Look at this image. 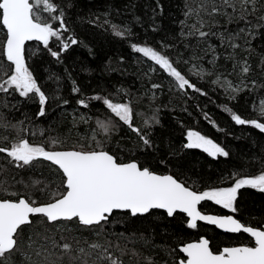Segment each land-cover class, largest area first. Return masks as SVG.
<instances>
[{
	"label": "snow or ice",
	"instance_id": "1",
	"mask_svg": "<svg viewBox=\"0 0 264 264\" xmlns=\"http://www.w3.org/2000/svg\"><path fill=\"white\" fill-rule=\"evenodd\" d=\"M74 7V0H0V108L9 107L7 97L15 99L18 95L24 100H38L36 117L40 118L46 116L50 99L58 107L69 103L43 90L28 63L26 44L39 42L41 51L61 62L71 46L82 44L70 27L69 10ZM157 8L162 14L159 0L152 9L153 32L159 30L155 25ZM182 15L180 43L189 50L205 45L200 49L204 56L193 52L184 59V54L177 52L174 60L168 55L174 43L160 40L157 48L147 40L134 42L139 37L133 28L112 23L110 13H104L103 24L100 17L90 22L97 27L109 26L115 38L127 41L132 52L151 62L150 71L166 73L171 88L182 95L188 96L189 89L201 96L208 93L180 70L181 63L192 65L188 72L197 80L221 87L228 101H238L242 93L264 90V81L249 80L253 42L260 39L264 43V0H184ZM135 19L140 22L139 17ZM233 24L235 29H230ZM213 37L219 40V46L208 42ZM170 39L175 41L177 37ZM50 42L56 43L55 50ZM218 48L224 50V60L232 65L226 74L218 71ZM209 55L211 68L193 63ZM258 68L264 74V55ZM232 76L238 82L229 79ZM151 87L162 85L153 83ZM71 91L81 94L75 81ZM120 91L117 98L109 93L77 99L83 109L97 101L107 111L95 120L86 114L73 117V128L87 126L83 134L75 136L69 129L68 135L37 140L36 132L30 131L24 121L12 123L0 112V130L4 133L0 135V154L5 161L0 171H38L43 177L29 175L27 180H16L13 176L11 182L0 181V264H126V258L128 264H264V218L256 224L237 218L241 189L264 193V156L255 160L260 165L255 172L237 170L221 176L220 185L201 186L187 175L179 160H174L180 156L177 150L160 153L151 131L160 123L155 114L142 126H134L131 102H120ZM224 111L235 125H250L264 133V98L258 106L253 102V118L242 117L227 104ZM124 126L135 134V139L127 137L130 147L122 143L123 137L115 140ZM40 136H44L43 130ZM185 139L182 149H200L214 159L229 156L199 131L189 129ZM209 201L227 214H205L201 206ZM133 220L175 221L179 231L169 233L175 242L157 244L151 234L137 235L134 231L126 235L114 230L115 225ZM199 222L214 225L224 234H246L247 242L217 244L214 248L212 239L205 236L181 239L185 230H199ZM137 244L141 248L135 247ZM157 250L165 252L166 258L158 260Z\"/></svg>",
	"mask_w": 264,
	"mask_h": 264
},
{
	"label": "trees",
	"instance_id": "2",
	"mask_svg": "<svg viewBox=\"0 0 264 264\" xmlns=\"http://www.w3.org/2000/svg\"><path fill=\"white\" fill-rule=\"evenodd\" d=\"M159 2L163 12L160 14V9H156L155 25L159 30L153 32L152 9L156 8L157 0H74L75 7L69 10L70 27L74 29L76 38L82 41V44L71 46L62 55L61 62H57L46 50L41 51L42 44L35 42L26 44L28 63L33 66L34 75L44 86L43 90L50 97L60 96L69 103L67 105L61 103L58 107L57 103L50 99L46 105V116L37 118L38 100L33 102L24 100L18 95L15 99L9 96L7 97L9 107L0 108V112H3L12 123L24 121L30 131L36 132L37 140L47 139L49 136L68 135L69 129H73L71 134L75 136L77 133L83 134L87 126L80 124L77 128H73V117L79 118L82 114H86L95 120L102 112L107 111L102 102L97 101H91L90 108L83 109L77 105V99L97 94L106 96L109 93L113 94V98H117V90H121L118 94L120 102L130 101L134 110V126H142L145 119L155 114L160 123L154 125L151 131L152 138L159 145L160 153L166 154L172 149L177 150L180 156L174 160H179V165L187 175L197 180L201 186L220 185L221 176H229L237 170L255 172L260 167L255 160L264 156V133H260L250 125H235L229 113L224 111V106L227 104L242 117L253 118L255 116L253 102L259 105L261 98H264V90L242 93L238 101H228L221 87L212 86L206 80H197L196 76L188 72L192 65L181 63L178 65L180 70L208 93L207 96H201L189 89L188 96L182 95L171 88L170 78L166 73L161 70L150 71L151 62L145 61L140 54L132 52L127 41L115 38L109 26L97 27L90 22L100 17L99 22L103 24L104 13H110L109 19L112 23L121 26L127 24L133 28L139 37V40L134 42L147 40L148 44L157 48L159 45L156 42L160 40L174 43L175 48L168 51V55L174 60L177 58V52L183 53L184 59H188L193 52L204 56V52L200 49L205 45H201L200 49L194 47L189 50L180 43L179 21L183 19L184 0H159ZM136 17L140 18L139 23L136 22ZM228 27L235 29L236 25ZM173 36L177 37L175 41L170 39ZM208 42L217 46L220 43L215 37ZM192 43L195 45V41ZM50 45L54 50L57 47L53 42H50ZM253 48L255 51L250 59L253 71L249 80L255 79L259 83L264 81V74L258 68L260 57L264 55V43L257 39L253 42ZM218 51L221 55V59L217 62L218 71L226 74L231 71L232 65L224 60V50L218 48ZM210 58L209 55L202 61L193 63L209 69ZM156 67L158 69V66ZM49 76H52V79H49ZM229 79L238 82L236 76ZM73 81L81 89V94L72 93ZM153 83L162 87L153 89L151 87ZM18 100L22 102L17 104ZM14 104L16 107L12 108ZM189 129L199 131L212 139L228 151L229 156L214 159L200 149H182ZM41 130L44 132L43 137L40 136ZM2 134L4 133L0 130V135ZM129 135L135 139V134L124 126L115 136V140H121L123 137L122 143L130 147L131 142L127 139ZM29 138L31 139V135ZM3 156L4 154H0V164L5 163ZM29 175L34 179L43 178L38 171L29 173L9 168L6 172L0 171V181L8 179L11 182L13 176L16 180L22 178L27 180ZM238 206L241 212L237 214V218L245 223L256 224L264 218V193L241 189L238 193ZM201 210L210 214H227V210L210 201L204 202ZM199 224V230H185L181 239L190 241L205 236L212 239L214 248L217 244L247 242L245 234H224L214 227ZM114 230L124 232L126 235H131L134 231L137 235L143 232L146 236L153 235L157 244H172L175 241L169 237V233L179 231V227L175 221L133 220L127 224L115 225ZM129 247L132 245L129 244ZM135 247L141 248V245L137 244ZM156 258L162 260L166 258V253L157 250ZM126 264H128L127 258Z\"/></svg>",
	"mask_w": 264,
	"mask_h": 264
},
{
	"label": "water",
	"instance_id": "3",
	"mask_svg": "<svg viewBox=\"0 0 264 264\" xmlns=\"http://www.w3.org/2000/svg\"><path fill=\"white\" fill-rule=\"evenodd\" d=\"M32 42H35V43H39V42H36V41H32ZM27 43H31V42H27ZM205 214H209V215H216V214H210V213H205ZM199 223H201V224H203V225H206V226H209V227H214L215 228V226L214 225H208V224H206L205 222H199ZM218 231H221V230H219V229H217ZM222 232V231H221ZM246 235V234H245Z\"/></svg>",
	"mask_w": 264,
	"mask_h": 264
}]
</instances>
